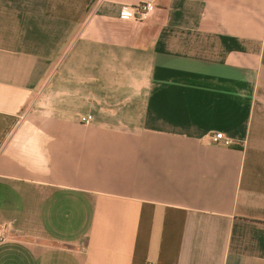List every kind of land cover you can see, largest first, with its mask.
Masks as SVG:
<instances>
[{"label":"crops","instance_id":"obj_1","mask_svg":"<svg viewBox=\"0 0 264 264\" xmlns=\"http://www.w3.org/2000/svg\"><path fill=\"white\" fill-rule=\"evenodd\" d=\"M140 1L0 0V264H264V0Z\"/></svg>","mask_w":264,"mask_h":264},{"label":"built area","instance_id":"obj_2","mask_svg":"<svg viewBox=\"0 0 264 264\" xmlns=\"http://www.w3.org/2000/svg\"><path fill=\"white\" fill-rule=\"evenodd\" d=\"M154 9L155 5L152 0H142L134 5L123 4L119 8L118 17L122 20L143 22L148 19ZM82 120L88 121L89 117ZM209 139L213 143H221L226 146L232 144V140L221 132L210 134ZM9 230V226L0 225V243L4 241Z\"/></svg>","mask_w":264,"mask_h":264}]
</instances>
